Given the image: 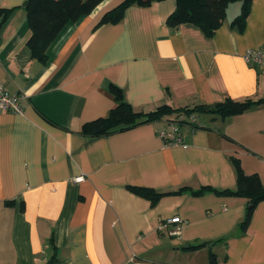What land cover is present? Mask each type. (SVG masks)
<instances>
[{
    "label": "crops",
    "instance_id": "1",
    "mask_svg": "<svg viewBox=\"0 0 264 264\" xmlns=\"http://www.w3.org/2000/svg\"><path fill=\"white\" fill-rule=\"evenodd\" d=\"M122 0H102L68 21L31 57L25 0L0 25V85L22 112L0 111V264H264V201L246 230L247 199L217 189L236 185L232 157L264 185V103L221 118L201 114L180 124L186 148L158 136L166 119L90 137L82 125L108 114L118 86L135 111L264 99V72L243 59L264 45V0L240 3L206 35L193 24L167 25L175 0L130 5L116 23L98 25ZM128 186L163 195L152 205ZM179 216V234L168 223ZM209 243L206 246L199 244Z\"/></svg>",
    "mask_w": 264,
    "mask_h": 264
},
{
    "label": "trees",
    "instance_id": "2",
    "mask_svg": "<svg viewBox=\"0 0 264 264\" xmlns=\"http://www.w3.org/2000/svg\"><path fill=\"white\" fill-rule=\"evenodd\" d=\"M154 1L161 0H122L117 6L103 14L98 25L120 21L126 8L130 5L147 6ZM175 1V9L166 18L167 25L172 28H177L184 23L193 24L208 36L224 21L226 8L229 3H240V13L234 18L233 22L241 26L249 13L251 2V0ZM101 2L102 0H27V5L24 6V10L26 11L30 35L26 41V46L30 50L31 57L45 62L47 57L46 49L61 28L68 21H75L89 14ZM14 9L15 7L3 8L0 6V25ZM109 91L113 95L116 104L110 109L107 115L85 122L81 128V132L84 135L90 137L108 135L142 123L161 119L178 120L180 124L189 123L192 129H195L200 126L199 116L201 114H214L221 118H226L242 113L254 105L264 103V99L234 100L227 97L222 102L212 105L198 104L185 108H172L168 105H162L155 110L141 112L135 111L123 98V93L118 86L110 84ZM192 117L196 118V122H191ZM231 162L235 170L236 185L234 188L217 189L201 187L193 190V193L200 194L205 189H209L220 195L237 196L247 199L248 208L240 223V228L246 230L254 206L264 201V185L257 174L244 173L236 157H232ZM128 188L137 195L149 200L152 205L163 195L179 193L184 189L180 187L176 190L160 192L149 187L128 186ZM208 244L202 243L198 247ZM215 261V254L210 251L209 264H215Z\"/></svg>",
    "mask_w": 264,
    "mask_h": 264
},
{
    "label": "built area",
    "instance_id": "3",
    "mask_svg": "<svg viewBox=\"0 0 264 264\" xmlns=\"http://www.w3.org/2000/svg\"><path fill=\"white\" fill-rule=\"evenodd\" d=\"M243 59L249 65L262 68L264 72V45L261 48H249L243 54ZM23 96L17 93H9L0 85V111H8L14 114L22 112L20 100ZM191 122H196V118L192 117ZM190 122V123H191ZM180 122L178 120H168L165 128L158 129V136L162 139L163 143L167 146H182L186 148L188 145L185 143L181 131ZM172 224L169 229L171 235H177L182 226V220L179 216L171 217L168 220Z\"/></svg>",
    "mask_w": 264,
    "mask_h": 264
},
{
    "label": "water",
    "instance_id": "4",
    "mask_svg": "<svg viewBox=\"0 0 264 264\" xmlns=\"http://www.w3.org/2000/svg\"><path fill=\"white\" fill-rule=\"evenodd\" d=\"M22 5L23 6H26L27 5V0H25V2Z\"/></svg>",
    "mask_w": 264,
    "mask_h": 264
}]
</instances>
